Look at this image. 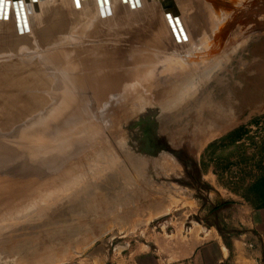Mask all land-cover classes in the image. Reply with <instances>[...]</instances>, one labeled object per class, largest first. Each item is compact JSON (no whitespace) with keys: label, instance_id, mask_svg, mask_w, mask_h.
Returning a JSON list of instances; mask_svg holds the SVG:
<instances>
[{"label":"rangeland","instance_id":"obj_1","mask_svg":"<svg viewBox=\"0 0 264 264\" xmlns=\"http://www.w3.org/2000/svg\"><path fill=\"white\" fill-rule=\"evenodd\" d=\"M249 1L229 11L219 50L216 41L204 43L218 34L204 6L186 47L173 43L164 22L155 29L137 21L141 31L125 35L133 55L178 64L167 76L152 70L126 77L153 98L147 116L124 110L104 120L84 108V128L69 123L74 93L55 94L52 57L69 50L58 48V36L12 23L9 32L35 43L0 67V264H109L127 246L179 253L195 233L216 231L225 241L246 233L247 214L264 202V26L255 28L264 9ZM81 21L67 20L62 35H74ZM131 65L114 73L132 74Z\"/></svg>","mask_w":264,"mask_h":264},{"label":"bare ground","instance_id":"obj_2","mask_svg":"<svg viewBox=\"0 0 264 264\" xmlns=\"http://www.w3.org/2000/svg\"><path fill=\"white\" fill-rule=\"evenodd\" d=\"M130 1L132 3L134 2L133 0H99V2L98 0H78L79 6H77V0H23L22 4L20 0H4L3 6H0V51L5 52L4 59L7 62L0 67H5L9 63L13 51L16 50L18 52L24 50L27 47L26 44L31 45L35 43L34 39H27V37L23 38L18 36V33L13 34L9 32L12 23L14 26L26 28H28V25H31L33 28L35 27L34 30L40 31L41 35L51 34L58 36L55 38H58L57 43L60 44L58 47L59 49H62V46H64L69 51L71 49L74 50L71 51L69 55H66L67 58H65L64 55L69 51L61 54L56 51L52 57V73L59 76L56 82L55 94H59L64 89H70L74 93L75 99L71 98L69 105L74 120L72 122L68 121L70 124L73 123V127L84 128L88 126V123L85 125L83 124V120H87L86 112L83 111L84 108L88 110L94 108V110H97L100 119H117L124 110H129L133 116L140 117L146 112V109L149 107L148 104L151 100L153 101V98L145 94L142 90L135 91L133 87L130 88V85L125 81L126 77H134L135 75L139 77L145 72L148 74V72L152 70L164 73L167 76L169 75L168 72L178 63L170 61L168 58H165L161 62H150L148 58H140L144 56L142 54L134 56L133 50L135 48L131 47V42H129V39L125 38V35L130 36L133 34L136 28L137 32L138 30L139 32L141 31L142 27L134 28V24L142 20L146 22L147 26L156 29L161 27V24L164 22L173 43L178 47H186L190 43L194 44L190 25L197 24V12L201 6H204L208 8V12L214 19L212 21L215 22L214 24L218 28L216 45L213 47V49H216L219 47L218 42L222 45L224 38H226L222 36V28L225 29L226 24L230 22L233 15L232 12L235 9L234 6L240 0H210L211 3H209V5L208 2L205 4L204 0H161L163 2L162 4L159 2L160 0H156V2L153 0H138L139 7L133 6L134 9H131ZM258 1L263 4L258 7V10L260 9V11H262L264 9V0ZM246 3L243 0V5H246ZM252 3L253 2L250 3L249 1L248 7H250ZM176 7L179 8L181 15L176 13ZM165 8H168L167 12L170 14V19H173L174 16L178 17L182 37L177 34L178 32L176 33L177 29L175 27V29L168 27V23H166L164 18L166 14ZM230 10L233 11L229 13ZM63 11L66 12L65 17ZM213 12H215L217 16H214ZM224 16L228 18L225 20ZM78 17L85 19V21H81L82 23L78 26L74 25L75 28L72 30L74 35H62V32L64 33L66 29L63 24H65L67 20ZM94 17L100 18V24L93 25L90 23L95 19ZM17 22L20 24L17 25ZM24 23H26V25H23ZM262 25H264V22ZM259 26L261 25L255 28H259ZM50 37L51 36L48 38ZM235 39L236 37H231L228 43L230 41L234 42ZM243 39L245 40L243 41L246 42L248 38L245 35ZM72 44H77V46L73 48L75 45ZM111 45H115L116 47H112ZM126 46H128V48L125 50L124 48ZM145 47L144 45V48ZM78 49H81L83 53L79 52ZM201 50L203 51V49ZM124 53L129 55L125 56ZM230 54L231 53H229V55ZM196 56L197 53L195 54V57ZM65 61L67 63L62 65V62ZM129 61L132 63V74L127 73L126 69H124L121 74L114 73L117 68H125ZM200 81L186 83V85L200 86ZM186 85L183 83L181 86ZM173 86L174 85H171V87ZM165 92H168V90H165ZM6 101L8 103H15L14 97H7ZM76 109H79V111ZM149 110L150 109H148L146 113H150ZM97 113L96 116H98ZM208 113L213 116L215 111L213 109ZM76 115L79 117L84 116V118L77 121ZM96 118L98 119V117ZM141 119H139V121ZM81 121L82 123L79 124ZM110 123H108L107 126L110 125ZM138 123L139 122H137V124ZM59 127L61 128L60 125ZM96 136L98 135L95 134V137ZM43 157L44 156H41L38 157V160L36 159L34 167H39V163L43 160Z\"/></svg>","mask_w":264,"mask_h":264},{"label":"crops","instance_id":"obj_3","mask_svg":"<svg viewBox=\"0 0 264 264\" xmlns=\"http://www.w3.org/2000/svg\"><path fill=\"white\" fill-rule=\"evenodd\" d=\"M215 41V37L207 41L204 37L206 44ZM245 222L246 233L228 241L220 233L206 230L195 233V240L186 238V248L179 253L165 249L161 254L154 244L127 246L119 255L113 253L109 264H264V202L247 214Z\"/></svg>","mask_w":264,"mask_h":264},{"label":"water","instance_id":"obj_4","mask_svg":"<svg viewBox=\"0 0 264 264\" xmlns=\"http://www.w3.org/2000/svg\"><path fill=\"white\" fill-rule=\"evenodd\" d=\"M134 2L132 3L131 1H130V7H131V9H134V7L133 6H137V7H139V3H138V0H133ZM153 1H155L156 2V0H153ZM98 2H99V0H98ZM161 4L163 3L161 0L159 1ZM166 11V14H165V16H164V18H165V20H166V23H168V27H170V28H176L177 29V31H176V33L179 35V36H181L182 37V32H181V30H180V25H179V20H178V17L177 16H174L173 17V19H170V14L167 12V9L165 10ZM23 23V22H22ZM20 23H18L17 22V25H19ZM23 25H26V23H24ZM31 25H28V27H30ZM174 28V29H175Z\"/></svg>","mask_w":264,"mask_h":264},{"label":"snow or ice","instance_id":"obj_5","mask_svg":"<svg viewBox=\"0 0 264 264\" xmlns=\"http://www.w3.org/2000/svg\"><path fill=\"white\" fill-rule=\"evenodd\" d=\"M20 2L22 4L23 0H20ZM3 3H4V0H0V6H3ZM77 6H79L78 0H77Z\"/></svg>","mask_w":264,"mask_h":264},{"label":"flooded vegetation","instance_id":"obj_6","mask_svg":"<svg viewBox=\"0 0 264 264\" xmlns=\"http://www.w3.org/2000/svg\"><path fill=\"white\" fill-rule=\"evenodd\" d=\"M261 26H264V25H261ZM261 26H259V28H262Z\"/></svg>","mask_w":264,"mask_h":264}]
</instances>
